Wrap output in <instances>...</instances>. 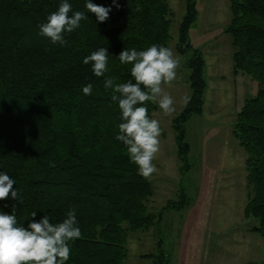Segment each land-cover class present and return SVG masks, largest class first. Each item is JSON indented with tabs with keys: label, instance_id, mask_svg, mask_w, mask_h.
Listing matches in <instances>:
<instances>
[{
	"label": "trees",
	"instance_id": "16d2710c",
	"mask_svg": "<svg viewBox=\"0 0 264 264\" xmlns=\"http://www.w3.org/2000/svg\"><path fill=\"white\" fill-rule=\"evenodd\" d=\"M186 1L177 46L190 68L192 95L173 121L184 162L190 150L186 122L203 113L208 87L204 54L189 37L198 16L197 0ZM61 2L0 0V174L16 180L13 190L23 199L21 204L9 194L0 201V212L12 214L15 205L18 223L27 228L45 215L52 223L62 222L74 208L82 237L70 242L66 264H125L130 232L160 228L166 210L188 207L191 201L183 191L179 200L149 210L154 188L115 138L121 113L104 80L132 79L131 65L117 57L124 49L141 51L152 44L169 48L174 12L169 0H89L112 9L109 19L98 22L87 12L86 0H67L72 12H85L88 18L65 33L66 46L52 45L38 35V25ZM230 9L225 32L233 47V75H249L258 83L257 93L247 96L237 112L234 135L246 153L244 213L256 220L252 229L264 248V0H230ZM101 47L109 52V72L96 77L83 60ZM88 84L92 92L85 95ZM146 107L153 118L158 105L148 102ZM143 256L155 264L169 261L164 249Z\"/></svg>",
	"mask_w": 264,
	"mask_h": 264
},
{
	"label": "rangeland",
	"instance_id": "374dc122",
	"mask_svg": "<svg viewBox=\"0 0 264 264\" xmlns=\"http://www.w3.org/2000/svg\"><path fill=\"white\" fill-rule=\"evenodd\" d=\"M169 3L174 12L169 48L180 63L177 78L166 91L174 98L176 111L172 116L164 115L159 107L153 112L162 134L154 160L158 171L150 178L154 195L148 207L160 210L168 201L179 200L183 191L191 203L166 210L160 228L130 232L125 264H155L143 255L159 254L162 249L169 258L165 264H234L236 255L244 257L246 252L241 264H264L263 244L258 246L262 239L252 229L257 222L244 213L246 153L234 135L237 112L247 96L257 93L258 83L249 75H233V47L225 32L232 17L230 0H197L198 16L189 29L192 45L206 60L208 87L203 113L193 114L186 122L185 140L190 144L186 162L179 157L173 121L185 107L182 97L192 95L190 68L177 46L187 1ZM246 239L253 241L252 249L243 244Z\"/></svg>",
	"mask_w": 264,
	"mask_h": 264
},
{
	"label": "clouds",
	"instance_id": "9594fccd",
	"mask_svg": "<svg viewBox=\"0 0 264 264\" xmlns=\"http://www.w3.org/2000/svg\"><path fill=\"white\" fill-rule=\"evenodd\" d=\"M116 6L119 7L118 4ZM85 8L95 14L98 22L109 19L112 10L89 0H86ZM87 18L85 12H72V5L63 0L58 10L51 12L46 21L38 25V35L48 39L52 45L66 46L65 33L78 29L81 21ZM108 53L107 48L101 47L85 57L83 63L91 64L96 77L105 76L109 72ZM117 57L121 64L131 65L132 79L118 83L115 77L107 76L104 80V88L111 89V101L118 103L121 113L122 122L118 125L119 134L115 138L125 146L126 154L130 162L137 166L138 174L150 179L158 171L154 160L160 151L162 128L159 120L150 117L146 104L158 105L166 116L175 113V100L166 88L173 86L180 62L170 48L156 44L141 51L124 49ZM92 87L88 84L83 93L90 95ZM190 99L186 94L182 102L187 105ZM14 184L16 180L6 173L0 174V201L10 194L12 200L23 203L18 191L13 190ZM35 216L34 211L31 217ZM50 220L45 215L40 221L33 219L25 228L18 223L15 205L12 214L0 212V264H66L71 254L70 242L82 237L76 211L74 208L68 211L62 222L52 223Z\"/></svg>",
	"mask_w": 264,
	"mask_h": 264
},
{
	"label": "crops",
	"instance_id": "0c3cea01",
	"mask_svg": "<svg viewBox=\"0 0 264 264\" xmlns=\"http://www.w3.org/2000/svg\"><path fill=\"white\" fill-rule=\"evenodd\" d=\"M240 76H243V75H241V74H239L237 77H240ZM245 232H247V231H245ZM253 231H251V233H252ZM261 240V239H260ZM261 243H262V241L261 242H259V248H260V246H261ZM243 244L244 245H246V247H250L251 249L253 248V241L251 240H248V239H246L245 241H243ZM253 254V253H252ZM236 255V254H235ZM250 255V254H249ZM238 258V259H237ZM245 258H247V252H246V254L244 255V257H238V255H236V261H235V263L234 264H241V262L245 259Z\"/></svg>",
	"mask_w": 264,
	"mask_h": 264
}]
</instances>
